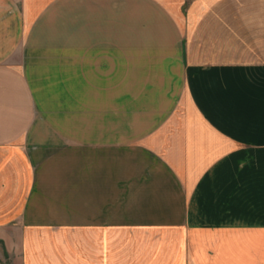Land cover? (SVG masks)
<instances>
[{"label":"crops","instance_id":"crops-1","mask_svg":"<svg viewBox=\"0 0 264 264\" xmlns=\"http://www.w3.org/2000/svg\"><path fill=\"white\" fill-rule=\"evenodd\" d=\"M5 260L264 264V0H0Z\"/></svg>","mask_w":264,"mask_h":264},{"label":"rangeland","instance_id":"rangeland-1","mask_svg":"<svg viewBox=\"0 0 264 264\" xmlns=\"http://www.w3.org/2000/svg\"><path fill=\"white\" fill-rule=\"evenodd\" d=\"M109 93H110V91L106 92V90H103V96L101 98V101L103 103V106L101 107L102 109H107L108 107H106V106H109V99H108ZM119 95H120V93H119ZM124 101H125L124 99H122V100L119 99L118 105L121 106L122 105L121 103H123ZM91 108L93 110V107H91ZM102 117L104 119H101V120H108L110 118L108 114H104V113H102ZM4 264H9L8 260H5Z\"/></svg>","mask_w":264,"mask_h":264}]
</instances>
